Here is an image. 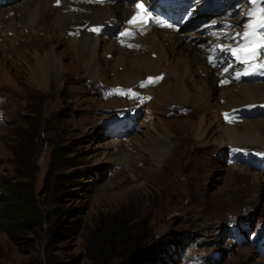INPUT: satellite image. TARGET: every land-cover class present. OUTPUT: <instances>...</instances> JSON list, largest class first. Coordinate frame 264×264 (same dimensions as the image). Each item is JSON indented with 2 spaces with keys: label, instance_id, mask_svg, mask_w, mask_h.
Instances as JSON below:
<instances>
[{
  "label": "rangeland",
  "instance_id": "obj_1",
  "mask_svg": "<svg viewBox=\"0 0 264 264\" xmlns=\"http://www.w3.org/2000/svg\"><path fill=\"white\" fill-rule=\"evenodd\" d=\"M231 18L236 23L237 15ZM183 33H189L185 39L203 55L201 34ZM28 43L20 39L13 48L19 54ZM32 43L37 48L39 42ZM64 46L57 43L54 51L62 55ZM109 54L103 51L98 61L111 59ZM114 54L116 59L124 56ZM2 55L18 64L7 67L10 78L0 84V179L19 185L39 221L10 233L0 228V264H139L163 244L167 256L158 258L168 264L172 241L193 238L203 256L212 254V264H264L253 245L264 239V179L246 166L223 162L220 151L232 144L215 140L218 109L207 114L212 136L204 142L190 129L200 115L193 113L195 106L170 102L160 111L145 112L148 117L138 119L137 131L113 139L102 129V119L113 107L132 102L102 100L95 86L99 81L110 86L104 78H113L114 67L100 63L103 77H89L82 62L63 54L61 75L42 89L30 82V70L19 57ZM26 61L32 64L31 57ZM248 83L264 88V80ZM114 98L120 103L112 104ZM256 102H264V95L248 104ZM224 112L232 125L259 123L253 130L256 142L239 146L264 150V114L250 116L242 106ZM157 149L162 151L159 157ZM19 216L0 210L1 220ZM238 219H250L255 238L244 228L237 237L243 241L226 236L225 229ZM201 258L189 264H202Z\"/></svg>",
  "mask_w": 264,
  "mask_h": 264
},
{
  "label": "bare ground",
  "instance_id": "obj_2",
  "mask_svg": "<svg viewBox=\"0 0 264 264\" xmlns=\"http://www.w3.org/2000/svg\"><path fill=\"white\" fill-rule=\"evenodd\" d=\"M55 1L57 0H6L0 6V84L10 78L7 67L18 64L3 57V53H13V57H19L24 66L30 70L28 73L30 82L42 89L46 88L47 82L53 80L54 75L62 73L63 54L69 55L68 57L77 62H82L89 77H103L100 72V63L103 65L108 63L109 66L114 67V70H111L113 78L111 80L104 78L110 86L129 87L145 76L164 72L161 82L148 89L152 99L146 108L151 111H160L168 106V102L184 106L187 103L194 105L193 113L198 111L200 115L198 122L191 124L190 129L195 137L203 142L212 136L209 134L210 128L207 125V114L211 109H218L220 113L221 110L224 112V110L263 98L264 88L252 86L246 80L230 84V81L226 79V85L217 87L216 83L219 79L216 77L215 70L202 61L201 50L199 51L192 42L185 39L189 33L152 29L144 36L137 38L134 44L122 47L114 39L107 42L98 35L79 29V26L86 22H88L87 26L105 22L117 24L130 14L129 4L92 6L81 4L80 0H59V6H54ZM25 29L28 32L26 35ZM41 31L44 32L42 38L38 36ZM70 31L79 32V35H69ZM184 31L201 34L199 31ZM20 39L27 40L29 43L25 49L22 46L24 51L18 54L19 51L15 52L13 48V42ZM32 39L39 42L38 45L36 44L37 48L32 47L34 44ZM57 43L65 45L62 55L54 51ZM27 47L30 50L32 47V51ZM69 49L74 53L71 54ZM103 51L104 54L111 53L109 57L111 59L103 58L104 61L100 62L99 54ZM114 53H120L119 56L124 53V56L116 59L117 55ZM29 57L32 59L31 65H27L26 60ZM118 66H123L121 69L123 72L117 70ZM19 69L17 67L16 70ZM199 72L204 73V77L199 76ZM218 98H222L223 102L220 103ZM111 103L117 105L120 100L114 98ZM217 116L218 119L213 122L216 126L215 133H218L215 137L218 144L231 143L239 146L241 143L256 142L255 139L258 136L253 130L259 126V123L249 121L250 123L243 122L229 126L222 124L220 115ZM146 125L151 127L152 124ZM169 129L167 126L166 130L169 131ZM157 150V157H159L161 150Z\"/></svg>",
  "mask_w": 264,
  "mask_h": 264
},
{
  "label": "snow or ice",
  "instance_id": "obj_3",
  "mask_svg": "<svg viewBox=\"0 0 264 264\" xmlns=\"http://www.w3.org/2000/svg\"><path fill=\"white\" fill-rule=\"evenodd\" d=\"M59 3V0H57ZM253 4L252 9L247 13L248 16L252 17L248 24L244 26L245 30L243 33V45L240 48L233 49V55L237 59H241L243 56L244 61L254 60L258 55L261 54V50L264 49V0H251ZM136 15L128 21L129 25L134 24H144L148 19L152 18V13H150L142 3H137L135 5ZM142 13V15H141ZM157 23H160L159 20H156ZM171 27V25H168ZM92 31H99V29H92ZM122 35H131V33L125 32ZM257 68H264V62L260 64H248L243 73H237V78L241 74L248 75L249 71H255ZM227 82V81H225ZM226 118L228 114H225Z\"/></svg>",
  "mask_w": 264,
  "mask_h": 264
},
{
  "label": "trees",
  "instance_id": "obj_4",
  "mask_svg": "<svg viewBox=\"0 0 264 264\" xmlns=\"http://www.w3.org/2000/svg\"><path fill=\"white\" fill-rule=\"evenodd\" d=\"M0 210L13 211L20 214L19 219H0V228L8 233L13 232L14 230L32 227L33 225H37L39 221V213L37 212V209L31 205L28 195L22 192L18 184L3 179H0ZM178 242L172 241V243L175 244ZM163 245L154 249L153 252L147 253V256L143 258V262H140L139 264H149L150 261L152 263L157 262V264H163L158 258L166 253L167 246Z\"/></svg>",
  "mask_w": 264,
  "mask_h": 264
}]
</instances>
